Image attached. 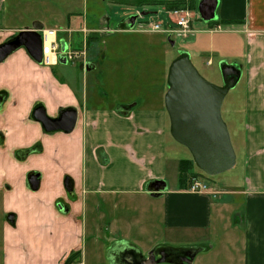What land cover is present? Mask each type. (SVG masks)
<instances>
[{
  "label": "crops",
  "instance_id": "1",
  "mask_svg": "<svg viewBox=\"0 0 264 264\" xmlns=\"http://www.w3.org/2000/svg\"><path fill=\"white\" fill-rule=\"evenodd\" d=\"M21 12L0 0V46L40 22L56 32L61 51L80 57L44 66L20 48L0 63L1 264H63L73 252L76 264H138L152 251L165 252L160 264H178L169 256L180 250L198 251L192 264H264V0H218L219 19L203 32L199 47L220 66H237L233 89L243 83L245 91L242 153L232 143L245 179L208 183L206 193L168 181L176 148L165 108L112 102L71 22L47 28ZM38 107L52 119L75 109L74 130L47 132L33 117ZM31 174L39 175L37 191ZM156 181L167 185L158 197L148 191ZM134 254L133 263L125 259Z\"/></svg>",
  "mask_w": 264,
  "mask_h": 264
},
{
  "label": "rangeland",
  "instance_id": "2",
  "mask_svg": "<svg viewBox=\"0 0 264 264\" xmlns=\"http://www.w3.org/2000/svg\"><path fill=\"white\" fill-rule=\"evenodd\" d=\"M166 1L181 2L185 7L168 10L163 6L129 5V3L117 5V1L114 0H9V4L22 9V18L24 17L23 19L28 23L33 20H45L47 28L58 29L61 27L60 24L71 22L72 29L77 28L75 32H71L73 39L82 46V37L85 36L89 44L87 51L90 49L89 52L93 51L95 54L93 60L96 61L97 70L93 75L101 78L99 88L102 93L108 94L112 102L116 99L114 103L119 101L132 104L135 101L142 108L153 109L165 108L164 97L169 89L168 70L171 63L181 55L188 54L191 61L192 56L204 58L209 66L205 69L198 68L192 61L199 74L217 86L224 85L220 64L213 56L215 54L199 47L204 42L203 32L211 28V22L203 21L199 15L197 7L200 0ZM174 12L178 16H187L190 20L192 33L187 38L178 35L171 37L162 32L144 29L146 25L159 21L163 23L165 30L169 26L175 28L177 16L171 18ZM218 19L219 16L215 21ZM210 57H214L213 64L209 62ZM238 88L231 89L225 98L222 118L229 128L235 150L237 153L238 151L242 153L245 92L243 83ZM171 142L176 148L169 154L171 164L168 181L172 186V182L178 180V162L192 157L189 151L174 139ZM192 171L199 175L202 181L216 185L219 180L224 182L230 179L242 184L245 179L241 154L238 156L236 166L222 175L207 176L198 170L195 164ZM2 213L0 202V264L3 261Z\"/></svg>",
  "mask_w": 264,
  "mask_h": 264
},
{
  "label": "water",
  "instance_id": "3",
  "mask_svg": "<svg viewBox=\"0 0 264 264\" xmlns=\"http://www.w3.org/2000/svg\"><path fill=\"white\" fill-rule=\"evenodd\" d=\"M217 7L218 0H200L197 9L203 21L212 22L216 19ZM43 31V24L35 22L31 30L20 32L0 46V63L16 50L25 48L33 60L41 64ZM64 50L65 48H62V51ZM61 58H64V55H61L59 60H62ZM220 71L223 86L207 81L199 74L189 55H181L169 67V89L164 97L171 137L189 151L198 170L210 177L230 171L236 165L231 136L222 118V106L228 93L240 79L241 71L237 66L229 64H222ZM33 117L47 132L70 133L76 126L78 112L68 109L61 112L58 118L52 119L47 116L43 107H38L34 110ZM28 183L31 190L37 191L40 185L39 175L31 174ZM71 186L67 180L68 191ZM166 187L165 181H156L148 186V191L152 196L158 197ZM8 219L13 223L12 216ZM179 253L181 256L178 263L192 264L198 251L180 250ZM165 259L164 251H152L147 258L141 257L138 264H160ZM128 260L133 263L132 257H127Z\"/></svg>",
  "mask_w": 264,
  "mask_h": 264
},
{
  "label": "built area",
  "instance_id": "4",
  "mask_svg": "<svg viewBox=\"0 0 264 264\" xmlns=\"http://www.w3.org/2000/svg\"><path fill=\"white\" fill-rule=\"evenodd\" d=\"M164 14V13H163ZM174 16H177V21L175 22V28H172V26H169L167 30L163 28L162 22H153L150 23V25H146V28L144 29H151L154 32H162L169 36L178 35L179 37L187 38L191 33V29L189 26L190 20L187 16L180 15L178 16L177 13L174 12V14L171 16L173 18ZM145 27V26H144ZM143 30V28H140ZM216 30H219L217 28ZM42 62L41 65L44 66H51L54 63H56L60 56L63 54L65 60L67 61H74L78 57H80L79 53L68 51V49L65 48L64 51H61V46L56 38V32L52 30H44L42 33ZM188 191L191 193H206L210 191V186L208 183L202 181L201 179L194 178L191 181V184L188 188Z\"/></svg>",
  "mask_w": 264,
  "mask_h": 264
},
{
  "label": "trees",
  "instance_id": "5",
  "mask_svg": "<svg viewBox=\"0 0 264 264\" xmlns=\"http://www.w3.org/2000/svg\"><path fill=\"white\" fill-rule=\"evenodd\" d=\"M117 1V5H125L129 3V5H150V6H163L168 10H174L184 8V3L181 2H172L166 0H114ZM194 162L192 159H182L178 162V182L179 186L182 189H187L192 179L198 178L195 172L192 171ZM79 252L71 253L64 261L63 264H76L79 262Z\"/></svg>",
  "mask_w": 264,
  "mask_h": 264
},
{
  "label": "flooded vegetation",
  "instance_id": "6",
  "mask_svg": "<svg viewBox=\"0 0 264 264\" xmlns=\"http://www.w3.org/2000/svg\"><path fill=\"white\" fill-rule=\"evenodd\" d=\"M170 255L171 256H169V257L170 258H173V259H178L180 257V254L179 253H176V252H174V253H172ZM125 259L127 260V258H125ZM136 259H137V255L136 254H134V256L132 255V260L136 261Z\"/></svg>",
  "mask_w": 264,
  "mask_h": 264
}]
</instances>
